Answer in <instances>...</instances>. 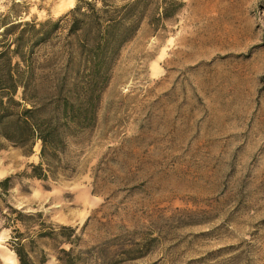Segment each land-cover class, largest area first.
<instances>
[{
    "label": "rangeland",
    "instance_id": "obj_1",
    "mask_svg": "<svg viewBox=\"0 0 264 264\" xmlns=\"http://www.w3.org/2000/svg\"><path fill=\"white\" fill-rule=\"evenodd\" d=\"M85 1L0 0V52L16 48L19 24ZM176 4L120 50L95 117L67 138L68 176L29 178L40 144L27 157L0 141V182L13 185L0 188V264L16 256L15 229L32 264H264V0ZM65 44L26 53L43 62ZM35 75L47 98L55 72ZM8 206L23 214L12 228Z\"/></svg>",
    "mask_w": 264,
    "mask_h": 264
},
{
    "label": "trees",
    "instance_id": "obj_2",
    "mask_svg": "<svg viewBox=\"0 0 264 264\" xmlns=\"http://www.w3.org/2000/svg\"><path fill=\"white\" fill-rule=\"evenodd\" d=\"M176 0H95L85 1L56 22L46 21L19 24L22 28L16 48L0 52V141L19 149L24 156H32L40 144L39 163L31 165L29 178L57 181L72 171L66 160L67 138H74L83 129V123L95 117L97 93L111 77L112 67L122 47L132 41L145 20L149 24L161 22L157 14L163 9L164 17L177 9ZM150 25V26H151ZM156 27V31L160 29ZM66 37L61 54H51L39 62L27 55V49L46 45L55 38ZM13 56L19 61L13 65ZM55 72L48 97L39 99L34 87L35 72ZM74 80L72 84L70 81ZM23 89V97L17 94ZM83 95V97H82ZM3 143H0V149ZM8 177L0 188L8 193L13 185ZM5 228H12L17 217H23L8 206ZM38 217H42L39 214ZM20 220V218H19ZM74 231L72 228H64ZM12 245L19 264H32L23 233L14 230ZM41 238L54 239V231L43 230ZM70 256L71 251L62 250ZM60 261H63L60 259ZM65 264H73L68 262Z\"/></svg>",
    "mask_w": 264,
    "mask_h": 264
},
{
    "label": "water",
    "instance_id": "obj_3",
    "mask_svg": "<svg viewBox=\"0 0 264 264\" xmlns=\"http://www.w3.org/2000/svg\"><path fill=\"white\" fill-rule=\"evenodd\" d=\"M2 260L4 264H14V262L6 255H3Z\"/></svg>",
    "mask_w": 264,
    "mask_h": 264
},
{
    "label": "bare ground",
    "instance_id": "obj_4",
    "mask_svg": "<svg viewBox=\"0 0 264 264\" xmlns=\"http://www.w3.org/2000/svg\"><path fill=\"white\" fill-rule=\"evenodd\" d=\"M11 258V260L14 262V264H18V260H17V257L13 254V253H8Z\"/></svg>",
    "mask_w": 264,
    "mask_h": 264
}]
</instances>
